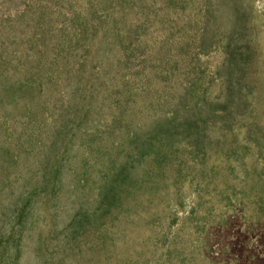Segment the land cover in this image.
Masks as SVG:
<instances>
[{
    "label": "rangeland",
    "instance_id": "1",
    "mask_svg": "<svg viewBox=\"0 0 264 264\" xmlns=\"http://www.w3.org/2000/svg\"><path fill=\"white\" fill-rule=\"evenodd\" d=\"M0 264H264V0H0Z\"/></svg>",
    "mask_w": 264,
    "mask_h": 264
}]
</instances>
